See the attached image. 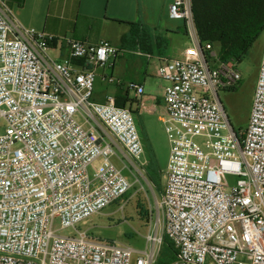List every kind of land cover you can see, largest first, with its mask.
I'll return each mask as SVG.
<instances>
[{
  "label": "built area",
  "instance_id": "built-area-1",
  "mask_svg": "<svg viewBox=\"0 0 264 264\" xmlns=\"http://www.w3.org/2000/svg\"><path fill=\"white\" fill-rule=\"evenodd\" d=\"M169 11L185 21L192 46L159 67L168 183L151 206L145 247L136 248L77 230L132 189L124 168L145 165L132 109L94 96L96 69L112 67L122 49L26 26L0 0V264H157L167 237L178 252L168 264H264V48L239 132L220 96L242 80L239 63L201 42L192 0H172ZM62 43L69 54L55 58ZM69 228L74 235L58 233Z\"/></svg>",
  "mask_w": 264,
  "mask_h": 264
},
{
  "label": "crops",
  "instance_id": "crops-1",
  "mask_svg": "<svg viewBox=\"0 0 264 264\" xmlns=\"http://www.w3.org/2000/svg\"><path fill=\"white\" fill-rule=\"evenodd\" d=\"M8 2L26 26L49 32L57 37L68 36L89 43L106 39L119 46L122 54L111 67L112 74L117 69L119 77L124 76L129 63L134 62L137 66L140 61L135 57L127 58L128 54L146 57L147 65L135 79L126 84V89L117 86L115 91L105 95L95 93V99L103 102L108 95H114L123 103L127 102L135 116L142 140L144 136L152 148L158 129L164 128L165 138L168 137L164 123L167 115L166 82L159 77V67L165 59L184 57L186 50L192 46L185 21L170 16L172 0H8ZM131 23H140L141 29L131 30ZM143 27L146 30H143ZM152 30H158L157 34L166 38L168 41L166 48L161 45L163 41L156 39L155 36L153 43L151 39L142 38V33L152 34ZM56 53L57 57H64L69 54V49L62 43L59 44ZM102 67L107 66H100ZM107 76L108 73L97 72V77L104 81ZM129 83L142 85L145 91L139 95L136 90L129 89ZM170 153L171 144L168 162ZM165 190L166 187L162 190L161 197Z\"/></svg>",
  "mask_w": 264,
  "mask_h": 264
},
{
  "label": "rangeland",
  "instance_id": "rangeland-1",
  "mask_svg": "<svg viewBox=\"0 0 264 264\" xmlns=\"http://www.w3.org/2000/svg\"><path fill=\"white\" fill-rule=\"evenodd\" d=\"M263 48L264 39L254 47L248 58L239 63L238 69L241 71L243 77L238 86L235 89L220 91L229 120L239 132L245 131L248 127ZM51 54L55 58H58L56 50H52ZM126 57L139 58V66L138 64L136 66L134 62L129 63L123 77L117 75V69L112 74L113 68L111 69L108 65L105 68L99 67L97 69L98 74L108 73L109 75H113L115 78L121 79L122 84L109 83L97 77L95 93L105 95L108 92L115 91L117 86L126 89V84L130 80L135 79L144 66L147 65L146 57L134 54H128ZM2 129H4V122L0 120V131ZM142 137L145 148L142 161L145 165L141 168V173L131 172L129 169L124 168V173L133 182L132 189L123 197L107 206L102 214L93 215L80 223L77 230H88L89 235L104 241L116 240L132 244L136 248L145 247V235L148 232L149 221L143 218L144 216L139 211L138 206L141 205L150 211L151 206L154 205L155 197L160 198L162 190L167 186L170 143L168 137L165 138L164 128L156 131L154 148L144 139V136ZM114 162L119 167H124V164L116 157H114ZM229 179L232 183H235L237 180L234 176H229ZM60 227V220H57L55 228L59 229ZM75 231L69 228L58 230V233L74 235ZM207 264H215V262L209 258Z\"/></svg>",
  "mask_w": 264,
  "mask_h": 264
},
{
  "label": "trees",
  "instance_id": "trees-1",
  "mask_svg": "<svg viewBox=\"0 0 264 264\" xmlns=\"http://www.w3.org/2000/svg\"><path fill=\"white\" fill-rule=\"evenodd\" d=\"M192 2L201 42L211 43L218 50L220 61L235 60L241 63L264 39V0H192ZM131 26V30L141 29L140 23H131ZM142 29L146 30L144 27ZM152 31V34L142 33V38L151 39L153 43L155 36L156 39L163 41L161 45L166 48L168 45L166 38L157 34L158 30ZM116 101L118 105H127V102L123 103L119 97H116ZM138 207L143 218L149 221V209L141 205ZM177 253L174 243L167 237L157 264L170 263L177 258Z\"/></svg>",
  "mask_w": 264,
  "mask_h": 264
},
{
  "label": "water",
  "instance_id": "water-1",
  "mask_svg": "<svg viewBox=\"0 0 264 264\" xmlns=\"http://www.w3.org/2000/svg\"><path fill=\"white\" fill-rule=\"evenodd\" d=\"M233 126V125H232Z\"/></svg>",
  "mask_w": 264,
  "mask_h": 264
}]
</instances>
